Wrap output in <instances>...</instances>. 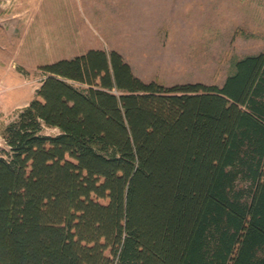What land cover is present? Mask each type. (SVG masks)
I'll list each match as a JSON object with an SVG mask.
<instances>
[{"label":"trees","instance_id":"1","mask_svg":"<svg viewBox=\"0 0 264 264\" xmlns=\"http://www.w3.org/2000/svg\"><path fill=\"white\" fill-rule=\"evenodd\" d=\"M40 68L2 131L0 264H264V52L222 85L115 49Z\"/></svg>","mask_w":264,"mask_h":264},{"label":"rangeland","instance_id":"2","mask_svg":"<svg viewBox=\"0 0 264 264\" xmlns=\"http://www.w3.org/2000/svg\"><path fill=\"white\" fill-rule=\"evenodd\" d=\"M90 48L117 50L144 81L222 85L236 59L264 52V0H0V148L40 66Z\"/></svg>","mask_w":264,"mask_h":264}]
</instances>
